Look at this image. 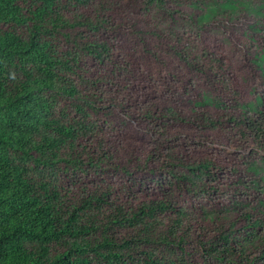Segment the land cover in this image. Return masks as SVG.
<instances>
[{
  "label": "trees",
  "instance_id": "1",
  "mask_svg": "<svg viewBox=\"0 0 264 264\" xmlns=\"http://www.w3.org/2000/svg\"><path fill=\"white\" fill-rule=\"evenodd\" d=\"M135 2L146 22L0 0V264H264V0ZM211 36L255 77L248 97ZM132 78L143 106L109 91ZM220 126L239 162L187 154ZM124 177L168 192L133 204L97 183Z\"/></svg>",
  "mask_w": 264,
  "mask_h": 264
},
{
  "label": "rangeland",
  "instance_id": "2",
  "mask_svg": "<svg viewBox=\"0 0 264 264\" xmlns=\"http://www.w3.org/2000/svg\"><path fill=\"white\" fill-rule=\"evenodd\" d=\"M97 2H106L108 4H111L114 6L116 12H120L123 14V17H131L134 13L139 11L140 18L138 20L140 23L146 22L145 16L143 15L141 9H139L136 6V2L130 1V0H95ZM135 5V7H134ZM88 9H85V11H88ZM205 41L211 43L212 47L214 48V51L218 54H223V59L225 60V63L227 64V67L234 78V82L236 84L237 89L241 92V94L244 97L249 96V89L251 86L255 85V77L251 76L250 74L247 75H241L243 73V65L239 58L237 57V54L232 52V50L222 41L221 37L211 36L206 37ZM141 68V67H140ZM142 69V68H141ZM145 69L143 68V74ZM149 77L148 78V87L147 89H152L155 94L159 93V90H157V83L153 80L151 77L152 75H144ZM123 78V76H122ZM153 82L155 86H149V83ZM137 87H139V84L137 83L136 78H132L129 81H117L116 84L112 85L110 88V93H113L114 96L121 98H125L126 101L132 102L135 101L138 102L139 106H143L144 104V98L146 101H150L151 99L149 96L143 94ZM159 98L164 100L165 97L159 95ZM143 130H145L143 128ZM235 128H231L230 131H234ZM138 131H141L140 127L134 126L130 128L129 131V138L131 140H135L136 136L138 134ZM200 134H203L202 136H199L196 138L195 142H193L194 149L188 150L187 154H191L193 156L197 157H206L210 158L212 160H216L217 162L221 163L222 165H225L227 167H232L235 162H239L238 153L234 148H227L224 143V135L227 132V129L220 126L216 128V132H214L211 135H214L210 138L207 136V140H203L206 137V134L208 132V129L200 130ZM188 133L183 132L180 137L174 142L180 144V139L183 136H188ZM217 135V138H214ZM98 140L104 145H113V138L116 140V137H118L117 132L112 131H102L97 132L96 135ZM148 139V136H146ZM197 143V144H196ZM152 145V144H149ZM128 154L125 155V158H127ZM255 160V163L257 165H260L264 167V153H260L259 156L253 157ZM132 168V167H131ZM133 169V168H132ZM225 178V177H224ZM99 184H101L102 187L109 186L111 190H113L115 193H113V197L116 195L121 196L122 199H131V202L133 204H137L140 201H145L151 198H154L158 195H162L165 192H168V190H165L163 193L160 192V189L154 185L152 180H148L145 177L143 179L137 178V181H130L126 177L124 178H110L98 180ZM175 192L172 191V197H174L175 200H177L179 203L181 201L178 200L177 195H174ZM185 196L182 198V204L189 205L192 202V199L184 194ZM218 200H221L222 198L218 197ZM209 235V234H208Z\"/></svg>",
  "mask_w": 264,
  "mask_h": 264
},
{
  "label": "clouds",
  "instance_id": "3",
  "mask_svg": "<svg viewBox=\"0 0 264 264\" xmlns=\"http://www.w3.org/2000/svg\"><path fill=\"white\" fill-rule=\"evenodd\" d=\"M91 9H93L92 5L89 6V10H91ZM83 10H85V9H83ZM113 144H114V138H113Z\"/></svg>",
  "mask_w": 264,
  "mask_h": 264
}]
</instances>
